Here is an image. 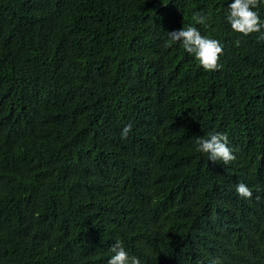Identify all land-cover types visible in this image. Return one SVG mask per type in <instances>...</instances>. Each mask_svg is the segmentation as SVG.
<instances>
[{
	"label": "trees",
	"instance_id": "obj_1",
	"mask_svg": "<svg viewBox=\"0 0 264 264\" xmlns=\"http://www.w3.org/2000/svg\"><path fill=\"white\" fill-rule=\"evenodd\" d=\"M231 2L0 0V264H107L116 240L140 264H264V28L234 32ZM188 26L217 70L170 41ZM216 132L229 164L197 150Z\"/></svg>",
	"mask_w": 264,
	"mask_h": 264
},
{
	"label": "clouds",
	"instance_id": "obj_2",
	"mask_svg": "<svg viewBox=\"0 0 264 264\" xmlns=\"http://www.w3.org/2000/svg\"><path fill=\"white\" fill-rule=\"evenodd\" d=\"M261 0H233L228 5L229 13L227 16L231 29L245 36L260 32L264 28V20H261L256 9ZM206 17L198 14L196 23L203 24ZM171 42H180L184 50L189 54H194L199 64L208 71L217 70L221 65L218 63L220 56L223 55V45L216 39L209 38L201 34L200 30L194 26L183 27L180 30L168 32ZM239 44V41L236 42ZM132 124H126L121 130V139H127L132 131ZM197 150L208 154V160L212 162L222 161L229 164L236 159L234 150L229 146L228 137L225 133L216 132L209 134L207 138L198 137L196 140ZM236 192L242 198L251 199L253 192L245 183L236 185ZM110 251L114 253L108 259L107 264H140L138 257H130L123 247L121 241L111 246ZM211 264H220L219 259H214Z\"/></svg>",
	"mask_w": 264,
	"mask_h": 264
}]
</instances>
